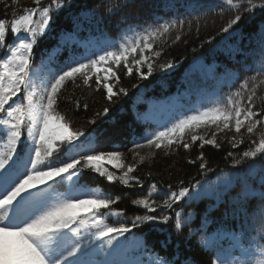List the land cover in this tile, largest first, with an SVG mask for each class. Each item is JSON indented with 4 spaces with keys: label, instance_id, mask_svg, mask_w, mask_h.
<instances>
[{
    "label": "trees",
    "instance_id": "obj_1",
    "mask_svg": "<svg viewBox=\"0 0 264 264\" xmlns=\"http://www.w3.org/2000/svg\"><path fill=\"white\" fill-rule=\"evenodd\" d=\"M234 3L240 5L239 11L229 10L221 0H63L57 13L53 0H42L35 23L39 24L44 6L52 7L51 31L46 30L34 45L33 63L41 67L45 82L52 73L68 68L65 61L70 55L95 58L103 50H117V46L164 23L175 25L168 33L161 29L162 34L149 39L153 49L143 55L149 57L153 72L146 79L134 65L141 56L139 48L135 54L128 53L131 75L123 61L119 68L111 65L120 78L119 83L113 80L114 91L123 88L126 95L121 92L109 101L95 76L90 87L77 76L74 82H66L58 95L56 110L65 116L72 130L83 131L85 137L94 134L97 152L118 150L122 154L123 168L117 170L105 164L117 177L113 182L94 170H84L94 190L116 198L111 210H122V215L109 216L107 222L132 227L137 215L170 217L167 223L138 224L111 247L105 242L101 254L92 258L99 264H151L157 256L169 264H237L238 260L246 264L249 250L264 248V199L250 195L264 192V157H243L244 151L254 149L252 141L258 143L264 134V123L253 134L247 133L246 127L237 134L234 120L231 130L220 131L211 124L186 129L184 140L191 145L189 149L183 144L160 149L147 145V138L166 130V125L171 127L180 119L217 107L227 110L229 97L240 99L241 107L246 108L248 96L255 93L253 111L261 113L257 119H264V0H253L257 7L252 12L245 11L247 0ZM33 8H37L34 0H0V20H6L10 27L13 20ZM237 14L240 21L224 32ZM16 35L8 32L6 50L16 41ZM156 52L160 53L158 57ZM169 63L171 68L166 67ZM141 70L146 74L147 65ZM245 83L246 89L242 87ZM238 91L240 97H236ZM150 102L165 106L162 118L167 121L162 126L144 117ZM193 134L204 139L215 134L217 146L201 147V140L192 143ZM135 142L144 147L137 148ZM201 155L203 160L199 159ZM201 163L207 168L201 170ZM128 165L136 166L130 175L139 183L133 180L125 186L120 178ZM71 185L72 179L64 178L56 191L65 193ZM184 187L190 195L199 196L188 204L187 198L182 199L173 210H167L159 196ZM144 198L150 203L156 199V212H147L134 203ZM176 211L180 212V230L174 227ZM81 227V234L89 231ZM118 240L125 242V249L117 256Z\"/></svg>",
    "mask_w": 264,
    "mask_h": 264
},
{
    "label": "snow or ice",
    "instance_id": "obj_2",
    "mask_svg": "<svg viewBox=\"0 0 264 264\" xmlns=\"http://www.w3.org/2000/svg\"><path fill=\"white\" fill-rule=\"evenodd\" d=\"M34 3L37 8L13 20L10 27L6 20H0V50L8 47L5 41L9 31L17 34L18 42L10 46L8 56H0V126L3 127V131H0V264H94L92 258L101 254L105 242L111 247L114 241L131 232L138 224L167 223L170 217L137 215L132 221V227L125 223L114 226L107 222V217L120 216L122 210H111L116 198L103 194L102 190H94L88 184L84 170H94L106 177L107 181L113 182L117 177L108 171L105 164L117 170L123 168L122 154L118 150L97 152V147L89 137H85L83 131L72 130L71 125L65 122V116L56 110L58 95L66 82H74L77 76L83 77V83L89 87V82L95 76L97 86L103 85L109 101L121 92L126 95V90L121 88L119 92L114 91V85L108 83L113 78L119 83L120 79L110 65L119 68L123 61L127 74L131 75L133 67L128 64V53L135 54L139 48L141 56L134 61V65L141 78L146 79L153 72L149 57L143 55L145 51L151 52L153 49L149 39L168 33L175 25L173 22L164 23L151 32L145 31L117 46V50H103V54L95 58L78 59L70 55L65 61L68 68L52 73L50 79L44 82L34 79L37 74L30 67L34 59L33 47L46 30L51 31L49 21L52 7L58 13L63 7V0H53L52 7L44 6L40 11L39 24L35 23L34 18L42 0H34ZM221 3H225L229 10L239 11L240 5L234 3V0H221ZM247 5L245 11L248 12L257 7L253 0H247ZM240 19L241 16L237 14L223 31L228 32ZM155 55L158 57L160 53L156 52ZM145 64L146 74L141 70ZM172 66L171 63L166 65L167 68ZM242 87L246 89L247 83ZM254 95L248 96L246 108L241 107L240 99L234 101L229 97L227 110L217 107L180 119L171 127L166 125V130H160L147 138V145L160 149L183 144L185 149H189L191 145L184 140L186 129H198L211 124L216 125L220 131L231 130L233 120L237 134L245 127L247 133L253 134L264 123V119H257L261 113L253 111ZM236 97H240L239 91ZM197 140L202 141L201 147L204 144L217 146L215 134L211 139L193 134L192 143ZM135 143L137 148L144 147L140 142ZM252 144L255 145L254 149L244 151L243 157L255 159L258 154L264 157V134L258 143L254 140ZM54 156V159H50ZM199 159L204 158L201 155ZM143 161L144 157H141L140 163ZM200 168L206 169L207 164L201 163ZM135 170V165L127 166L120 178L123 185L130 186L133 180L139 183L136 177L130 175ZM64 178H71L72 185L67 192L59 193L56 185L62 184ZM155 187L152 186L153 189ZM147 195L151 196L152 193ZM250 195H259L264 199V192H251ZM198 196L199 193L190 195L189 189L184 187L179 191L161 194L159 199L167 210H173L180 200L187 198L185 203L188 204ZM134 203L142 205L147 212L157 211V207H153L156 204L155 198L151 203L147 198L138 199ZM81 226L89 228L84 235L81 234ZM174 227L181 229L179 211L174 215ZM247 255L246 264H264V248L258 252L249 250ZM103 264L113 262L104 261ZM151 264L169 262L157 256ZM221 264L224 262L221 261ZM237 264L244 262L238 260Z\"/></svg>",
    "mask_w": 264,
    "mask_h": 264
},
{
    "label": "rangeland",
    "instance_id": "obj_3",
    "mask_svg": "<svg viewBox=\"0 0 264 264\" xmlns=\"http://www.w3.org/2000/svg\"><path fill=\"white\" fill-rule=\"evenodd\" d=\"M16 43H18V42L16 41ZM9 52H10V51H9ZM9 52L6 53V54H3V50H0V56H4V57H6V56L9 55ZM110 66H111V65H110ZM30 67H31V70L37 74V76L34 77V79H37V78H38L39 80H42V81H43L42 77H41L40 74H39V71H38L37 69H35V68L32 66V64L30 65ZM100 75L103 76V72H101ZM113 80H114V78H113L112 80L108 81V83H112V84H113ZM21 95H24V93L21 92ZM149 111H150V112H149V113L147 114V116H146L149 120H151V121H153V122H155V123H158V122H159V124L163 123V118L160 117V115H161L163 112L166 111V108H165L164 105H161V106L158 107L157 104H150ZM82 138H83V137H82ZM82 138H81V139H82ZM120 250H121V249H119V252H120ZM119 252H118V253H119ZM94 264H98V263L94 262Z\"/></svg>",
    "mask_w": 264,
    "mask_h": 264
}]
</instances>
